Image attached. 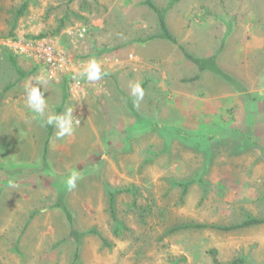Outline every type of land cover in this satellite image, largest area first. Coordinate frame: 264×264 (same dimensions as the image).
Listing matches in <instances>:
<instances>
[{
    "label": "rangeland",
    "instance_id": "rangeland-1",
    "mask_svg": "<svg viewBox=\"0 0 264 264\" xmlns=\"http://www.w3.org/2000/svg\"><path fill=\"white\" fill-rule=\"evenodd\" d=\"M145 1L0 0V264H264V223L212 227L264 217V130L238 123L231 94L264 104V0H153L177 43ZM30 80L52 111L73 108L72 136L27 107Z\"/></svg>",
    "mask_w": 264,
    "mask_h": 264
},
{
    "label": "clouds",
    "instance_id": "clouds-1",
    "mask_svg": "<svg viewBox=\"0 0 264 264\" xmlns=\"http://www.w3.org/2000/svg\"><path fill=\"white\" fill-rule=\"evenodd\" d=\"M104 73L101 66L91 60L84 68L82 75L90 82H95L103 78ZM41 80H30L24 83V95L27 107L42 118V126H51L55 129V138L63 139L72 136L76 126L80 124L79 119H74L73 108H66L63 112H54L48 107ZM130 94L136 101L142 100L144 90L140 82L130 84ZM78 173L70 171L65 178V185L68 190L76 187Z\"/></svg>",
    "mask_w": 264,
    "mask_h": 264
},
{
    "label": "trees",
    "instance_id": "trees-1",
    "mask_svg": "<svg viewBox=\"0 0 264 264\" xmlns=\"http://www.w3.org/2000/svg\"><path fill=\"white\" fill-rule=\"evenodd\" d=\"M145 3L157 14L158 16V23L160 26V34L157 35V37L165 40H169L173 43H177L176 37L173 35L172 31L170 30L167 18H166V11L164 9L159 8L153 0H146ZM28 7V3L25 2L21 6V8L18 10L16 17H20L24 14L26 8ZM185 56L190 59L193 63H195L200 70H206V69H216L213 59L210 60H205L200 57H197L193 55L192 53L189 52H184ZM217 71V69H216ZM197 79V76L194 77L192 80ZM191 181L183 183L185 187H187ZM109 207L112 212L115 210V203H116V197H115V192L114 191H109ZM264 223V217H253L249 216L247 219L244 221L233 224V225H228V226H212L213 228H217L220 230H225V231H232L236 229H242V228H247L251 227L254 225L262 224ZM206 224H188V225H183V226H178L176 229H183V228H204L206 227ZM106 245H108L107 240H103ZM216 263L221 264L216 260ZM244 260L242 258H237L233 262L228 263V264H243Z\"/></svg>",
    "mask_w": 264,
    "mask_h": 264
},
{
    "label": "crops",
    "instance_id": "crops-1",
    "mask_svg": "<svg viewBox=\"0 0 264 264\" xmlns=\"http://www.w3.org/2000/svg\"><path fill=\"white\" fill-rule=\"evenodd\" d=\"M240 55H241V52H240ZM244 65H245V61L240 59V61H239V67L240 68L239 69H241V67ZM216 69H217V67H216ZM216 69H206V70H210L212 72L213 71L215 72ZM206 70H202V72L200 74L201 77L204 74L203 71H206ZM242 85L239 88H235L233 90V92H231V94H233V97H234L232 104L235 106L236 111H238L237 118H238V121H240L238 123H240V125H242V123L244 122L243 125H245V126L253 125L258 129L257 133H259L260 130H262V129L264 130V104H262L260 102V104H262V105H260L258 108H254V106H252L250 104V96L252 93H255V91L252 89H248ZM258 93L264 95V89L262 90V92H258ZM220 96H223V94H221V93H217V94L211 93L210 94L208 92L204 96V99H206V101H204V103L213 104V103H215V101L220 102L221 101V100H219ZM262 99L264 100V98H262ZM252 109L256 112L261 113V117L259 116L258 120L252 121L253 123L250 124L249 122L251 121V115L253 112ZM247 117H249V121H248Z\"/></svg>",
    "mask_w": 264,
    "mask_h": 264
},
{
    "label": "built area",
    "instance_id": "built-area-1",
    "mask_svg": "<svg viewBox=\"0 0 264 264\" xmlns=\"http://www.w3.org/2000/svg\"><path fill=\"white\" fill-rule=\"evenodd\" d=\"M50 60H53V58L51 57V59Z\"/></svg>",
    "mask_w": 264,
    "mask_h": 264
}]
</instances>
